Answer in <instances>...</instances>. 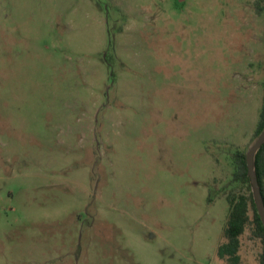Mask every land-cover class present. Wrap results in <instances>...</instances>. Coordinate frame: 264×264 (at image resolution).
<instances>
[{"label":"rangeland","instance_id":"374dc122","mask_svg":"<svg viewBox=\"0 0 264 264\" xmlns=\"http://www.w3.org/2000/svg\"><path fill=\"white\" fill-rule=\"evenodd\" d=\"M256 1L0 0V264H228ZM262 254L248 228L241 264Z\"/></svg>","mask_w":264,"mask_h":264},{"label":"trees","instance_id":"16d2710c","mask_svg":"<svg viewBox=\"0 0 264 264\" xmlns=\"http://www.w3.org/2000/svg\"><path fill=\"white\" fill-rule=\"evenodd\" d=\"M256 12L259 15L264 13V0L256 1ZM260 123L257 130L260 136L264 131V99L260 114ZM235 173L233 183L237 185H248L253 188L249 170L247 166L246 154L238 151L234 157ZM255 172L259 188L264 201V144L256 155ZM229 204V213L225 227L226 242L220 245L218 255L228 264H241L242 236L249 228L254 238L263 243V254L260 258V264H264V225L258 214L254 194L250 196L232 193L227 198Z\"/></svg>","mask_w":264,"mask_h":264},{"label":"water","instance_id":"95a60500","mask_svg":"<svg viewBox=\"0 0 264 264\" xmlns=\"http://www.w3.org/2000/svg\"><path fill=\"white\" fill-rule=\"evenodd\" d=\"M264 144V131L263 133L259 136L258 140L256 141V143L254 144V146H252V148L247 152L246 154V160H247V166H248V170H249V175L251 178V182L253 185V193H254V201H255V205L258 211V214L261 218V221L264 225V201L262 198V194L259 188V184L256 178V172H255V159H256V155L259 152V150L261 149V147Z\"/></svg>","mask_w":264,"mask_h":264}]
</instances>
